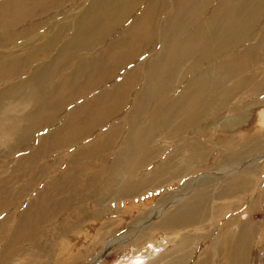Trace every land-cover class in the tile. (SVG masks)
Instances as JSON below:
<instances>
[{
    "label": "bare ground",
    "instance_id": "6f19581e",
    "mask_svg": "<svg viewBox=\"0 0 264 264\" xmlns=\"http://www.w3.org/2000/svg\"><path fill=\"white\" fill-rule=\"evenodd\" d=\"M73 1L69 10L78 9L79 17L70 22L71 34L65 22L54 24L44 19L53 11L65 14L63 9L69 0L0 2V31L16 27L20 21H29L33 26L25 33L0 34L2 153H10L11 145L17 146V151L28 150L29 131H40L49 120L58 119L67 106L90 95L102 84H110L116 73L125 67L121 73L124 79L114 95L107 92L95 96L91 107L78 106L71 110L63 126L45 138L36 152L31 150L33 153L27 154L28 159L20 164L21 168L24 170L40 162L48 153L66 150L71 138H81L84 132L83 137L88 138L96 129H104L115 120L120 109L117 105L126 99L141 70L142 87L137 104L125 121L129 132L116 146L112 172H102L107 161L101 155L111 151L119 134L114 127H109L110 131L99 136L91 148H82L65 161V168H61L52 186L46 184L37 190L12 229L8 230L7 226L12 216L0 221V236L7 231L0 264H13L18 259L28 260L20 264H32V260L43 258L52 250V247L44 250L41 242L44 239L56 241L57 235L74 238L66 255L68 264H72L82 257L80 251L87 249L80 241L86 239L95 243L107 239L112 235L108 231L113 221L94 229L87 223L92 217L83 210L76 214L68 207L69 203L74 201L80 209L81 201H91L94 215L101 218L105 213L112 215L119 210L115 204L121 200L147 195L142 203L149 202L153 191L174 186L184 174L191 183L175 198L154 208L139 225H134L137 231L130 232L129 237L154 231L153 220L162 217V232L180 237L172 249L176 255L165 264H264V187L250 190L252 171L264 158V131L256 130L260 122H257V114L252 128L255 130L244 128L252 120L254 110L264 107V0H83L78 7L76 3L80 0ZM112 10L116 12L109 16ZM138 11H141L140 17L129 22ZM163 14L166 18L159 21ZM126 25L129 28L123 34H116L117 29ZM40 33L43 34L41 40L37 41L36 37V41L45 40L44 45L34 50H22L18 45L25 38ZM66 35L69 39L64 38ZM118 35L104 51L86 58L96 53L106 38L110 40ZM154 43L158 44V53L143 60L142 69L137 70L133 62ZM55 49L57 53L51 57ZM84 74L86 81L80 85ZM182 87L183 91L173 96ZM34 108L38 110L31 113ZM151 108L154 114L150 118ZM105 109L108 113H104ZM147 121L149 124L145 126ZM157 129L161 134L154 139L152 135ZM235 131L240 134L234 138ZM171 134L180 138L177 149L149 175H139L157 154L150 147ZM58 140L63 143L57 145ZM210 143L231 151L234 157L227 158L229 163H222L217 172L199 173L209 162L207 146ZM241 143L248 145L236 151L235 144ZM96 157L103 169L85 178L93 170L89 163ZM25 158L18 157L16 161ZM57 166L59 168L60 164ZM240 169L247 171L235 177ZM66 175H75L81 183L62 190L56 184ZM102 178H105L103 182ZM14 181L15 177L11 176L0 180V214L13 208L9 206L10 200L18 192L10 194L8 186ZM193 191L197 194L193 195ZM69 192L70 196L66 197ZM235 198L240 199L239 204L245 203L241 211L235 209L238 205L232 202ZM107 204L113 205L107 208ZM257 207L263 210L261 221H241L242 212H252ZM14 216H18L16 212ZM225 218L220 228L221 219ZM204 223L209 225L203 227ZM200 231L203 235H196ZM123 238L126 237L108 241V250ZM196 242L211 251V260L203 258V253L200 256L194 253L192 246ZM24 245L28 247L22 250ZM71 251L77 254L69 255ZM100 260L101 257L93 262L97 264ZM149 260L147 264L164 263L163 259ZM81 264H85L84 260Z\"/></svg>",
    "mask_w": 264,
    "mask_h": 264
},
{
    "label": "rangeland",
    "instance_id": "374dc122",
    "mask_svg": "<svg viewBox=\"0 0 264 264\" xmlns=\"http://www.w3.org/2000/svg\"><path fill=\"white\" fill-rule=\"evenodd\" d=\"M2 1L3 2L5 1V3H9V1H11V0H0V2H2ZM6 1H8V2H6ZM71 2H75V1L69 0V4H67V6L63 9V11L66 12L65 14L61 13V12L53 11L50 15H48V17L44 18L46 20L49 19L50 23H54V24H56L57 22L58 23L59 22L60 23L65 22L68 25V31L70 34H71V31L73 32V30L70 29L71 20L73 19V20L77 21L76 19H78V17H79V13H76V11H78V9L77 10H74V9L69 10V8L72 5ZM82 2H83V0L78 1L76 3V6L77 7L80 6ZM73 8H75V6H73ZM117 8H116V10H117ZM115 12L116 11L112 10L108 14H109V16H113L115 14ZM140 13H141V11H138V13H135L129 22H133L134 19L139 18ZM205 16H207V13L205 14ZM165 18H166V14H163L159 18V21H162ZM30 24L31 23L29 21H23V22L20 21L16 27H10L6 30L4 29V30L0 31V34L6 36L7 34L12 35V34H15L16 32L25 33L27 31H31L33 26ZM128 28H129L128 25L123 26V27L119 28V30L118 29L116 30L117 31L116 34H118V33L123 34V32L125 30H127ZM40 32H42V31H40ZM35 34H37V33L35 32ZM35 34L31 35L30 37L25 38L26 40L22 41L23 43L18 44V45H21L22 50H27L29 48H30V50H34V49H36V47H38V46L40 47L41 45H44L43 43L45 42V40L37 43V41L41 40V36L43 34L40 33L39 34L40 36L35 35ZM36 37H38V40ZM68 37H69V35H66L64 38L69 39ZM118 37H119V35L115 38L112 37V39H110V40L106 38L104 41V45H102L97 51L95 50L96 53H93V55H89L86 58L89 59V57H94L95 55H98L99 53L104 51L107 48V46L112 44L111 41L116 40V38L118 39ZM5 40H6V38H5ZM27 40H28V42H27ZM157 45L158 44L154 43V45L152 46L154 49H152V47L147 48V50H146L147 52H145L143 54V56L141 58H139L138 60L136 59L133 62L132 66H134L137 70H138V68L142 69L143 60H145L148 56H150V58L151 57L153 58L154 55H156L158 53L157 50H159V49H157ZM57 50L58 49H55V51L53 50L52 54L50 56L52 57V55H55L57 53ZM9 58H12V57H9ZM64 62H65V60H64ZM144 63H146V62H144ZM37 64L38 63H36L35 65H37ZM73 67H74V65H73ZM32 68H33V66H32ZM125 70H126V67L124 69H122L121 71H118L115 75L116 77L111 81L110 84L109 83L108 84H102L96 91L92 92L90 95L83 97L80 100H78L77 102L67 106L63 110L62 115L58 119L49 120L45 124L46 126H43V128H40V129H44L45 131H40V132H38V131L36 132L35 130L29 131L28 132V141L30 142V146H29L28 150L22 151L21 149H19V151H17L18 149H17V146H15V145L9 146V148H12V151L10 153H9V151H7L5 154H3L2 151L0 150V180H5L10 176L15 177V181L12 183L11 186L9 185L8 188L12 192H15V193L18 192V193H16L17 195L15 196V198L14 199L12 198L10 200L9 206H12L13 208H11L9 211H4L2 214H0V221H3L7 217L12 216V221H11L10 226H9V224L7 225L9 227L8 230L12 229L13 225L18 223V221L20 219V216H19L20 213L24 212L28 207L27 206L28 200L32 199V197L38 193L37 190L42 188L44 185L48 184V185L52 186V184L54 183L55 177L61 173V168H65V166H64L65 161L67 159L71 158V157H68L70 155V152L67 149L65 151L54 152L52 154L48 153L46 156H44L41 159L40 163H38V164L34 163L32 165H29L26 167V169L23 170L21 168L20 164L24 163L28 159V157H27L28 153H31V154L33 153L31 150L36 152V150H37V145H36L37 138L41 137L40 135H44L46 132L50 133L54 129H59L63 125V122L68 119L67 117L69 116L71 110L77 108L78 106H80V107H82V106L91 107L92 104L94 103V102H92L93 97L101 96L102 94L105 95L107 92L111 93V96L114 95L116 89L118 88V86L120 85V83L124 79L122 77L121 73H123ZM65 73L68 74L69 71H65ZM140 73H141L140 77L136 80V84L132 87V89L129 90L126 99H124L123 101H121L117 105L118 107H120V109H118V111H117V116H116V118H114L115 120L112 119L110 121V123H108L109 125H107L106 127H104V129H102V132H105V129L108 127H114V128L119 127L115 130L116 132H119V134H118V136H117V138H116V140L112 146L111 151L106 152L105 154L101 155V156H104L105 162L107 161L106 169L102 172H112L111 163L114 159L115 150L117 149L116 146H117V144H120V142L122 140H124V138L126 137V135L129 132V128H127L125 121L128 119V115L132 111V107H134L135 104H137L138 94H139L141 87H142V77H141L142 73H143L142 70L140 71ZM188 77L189 76H187V78ZM86 78H87V75L84 74L82 76L81 80L79 81V84L82 85L86 81ZM187 78H186V80H188ZM183 88L184 87H182V89H179L177 91V93L173 94V96L174 95L178 96L183 91ZM260 107H257L254 110L252 120H250L247 123L246 127L244 126L246 131L255 130V129H252L255 127V125H254L255 121H256L255 120V114H257V122L260 121L259 123H257L258 128H256V130L259 131V129H262L261 131H264V107H261V108ZM37 110L38 109L34 108V109H32L31 113H34ZM108 111L109 110L105 109L104 113H108ZM161 111H163V110H161ZM153 114H154V110H153V108H151L149 110L150 118ZM147 124H149L148 121L145 122L144 125L148 126ZM42 125H44V124H42ZM42 125H41V127H42ZM26 127H29V125H27ZM102 132L99 133V131H98L96 133L97 136H100L102 134ZM38 134H40V135H38ZM160 134H161L160 130L157 129L156 131H154L152 138L155 139V137L156 136L159 137ZM238 134H240V131H235L232 135L235 138L236 135L238 136ZM179 141H180V138L176 134H171L168 137V139H165L162 142L154 143L150 147V150L153 152L156 151L157 154L152 158L151 161H149V163L146 165V168L139 171L138 174L139 175L140 174L149 175L151 173V171L158 164H160L163 160H165L168 156H170L173 153V151H175L177 149V147L179 146ZM247 145H245V146H247ZM3 146H4V150H6L5 145H3ZM80 146H81V144H79V143L75 144L74 147L72 146V148L69 150L76 149ZM235 146L237 148L236 151H238L240 148H242L244 146V144L243 143L238 144V145L235 144ZM263 146H264V144H263ZM218 147L212 145L211 143L208 144L207 149L210 151V159H209V162H208L206 168L202 167L201 169H199V171H198L199 173L203 172V171H208V170H211L212 172H217V171H219V169H221L222 163H224V162L229 163L226 161L227 158L234 157V156H232L233 154L231 153V151H228V150L225 151L222 148V146H220V145ZM11 155H13V156H11ZM262 155L264 156V154H262ZM18 157H22V158L26 157V158H25V160L23 159L21 161H16V159ZM97 159H98V157L92 159V161L89 163V168L93 169V170L88 172V174H86V176H84L85 178H87V177L89 178L91 175H95L96 173H98L99 171H101L103 169L104 166L101 168L100 164L97 162ZM181 160H182V158L179 159V162H181ZM59 164H60V166L58 168L57 165H59ZM37 165H38V167L39 166L43 167L42 169H40V171H41L40 173L38 172L39 170L38 171L36 170ZM233 168H234V166H233ZM246 171H247L246 169H240V171L235 175V177L243 175ZM252 172H253L252 175H254V176H253V180H252L253 185H251L250 190L251 191L254 190L255 187H257V188L258 187H260V188L264 187V158L261 161H259V163L255 167L254 171H252ZM104 179L105 178H102V182L104 181ZM16 183H17V185L15 186ZM77 183H81V180H79L78 177H76L75 175L68 177L66 175V177L64 179H62L61 181H59L56 185L59 186L62 190H66V189L70 188L71 186H73L74 184H77ZM190 183H191V181L184 174L180 177V179L178 180V183H176L174 186L168 187L167 189L166 188L160 189V190H158V192L153 191V193L150 194L151 199L149 202L142 203L147 195L145 197L143 196L140 198H135L133 200H131V199L121 200L120 202L115 204L119 210L115 211V213H113L112 215H110V213H105L101 218H97L94 215V206H93V203L91 201H88L86 203L81 201L80 209L76 208L74 201H72L71 204L69 203L68 207L74 209L76 214L79 213L80 210H83L86 214H88L92 217L91 219L87 220V223L92 224L91 226H94V229L98 230V229H100L99 227L106 226L109 220L113 221V226L109 227L110 229L108 231V232H110V234L112 233V235L110 237H108L107 239H103L102 241H99V242L96 241L95 243H94V241L88 242L86 239H82L80 241L81 244L82 243L86 244L85 247H87L88 250L82 249L80 251L81 253H79V254H82V257L76 258V260H74L72 262V264H75L79 259H81L79 261L80 262L79 264H81L83 262V260H84L85 264H94L93 260L97 261V259H99L100 257H101V260L97 264H147L148 259H150L149 261H153L154 259H159V260L163 259L164 263L161 261L158 264H165L166 260H168V259H170L176 255L175 253L172 252V249H173L174 245L178 244L180 237L178 235H176V236L171 235L170 236V235H167L166 233L162 232L161 225H160L162 217L153 220L152 226L156 227V229L154 231H148L143 236H140V234H136V235H133L131 237H129V233L133 232V231H137V230H135L136 226L133 227L134 225H137V224L139 225L140 223H138V222H140V220L145 219L146 215H149L154 208H156L157 206H160L161 203H163V202H166V201L171 200L172 198H175V195L179 194L180 192H183L184 191L183 189L186 188ZM13 185H14V187H13ZM34 189L36 191H34ZM78 192H80V191H78ZM10 194H14V193H10ZM70 194H71L70 192L67 193L66 197H69ZM192 194L196 195L197 193L195 191H193ZM66 197H64V199ZM198 198L200 199L199 196L197 197V200H198ZM232 202L238 203V205L235 207V209L236 210L239 209V211H241V208L245 204L244 202L242 204H239L240 199H236V198ZM219 203L220 202H217L216 205L219 206ZM113 204H110V205L107 204L108 206H106V207L110 208V207H112L111 205H113ZM14 207H16V208L14 209ZM134 208H136V209H134ZM14 211L18 215L17 217L14 216V214H15ZM262 212H263V210L259 209L258 207L255 209V211H252V212L245 210L240 215V216H242L241 221H243L245 219L254 221V219H255L256 223H258L259 221H261ZM166 214H168V213H166ZM93 216H95V218H93ZM224 221H226V218L224 220L221 219L220 228L223 226ZM208 225L209 224H207V223L202 224L203 227L208 226ZM213 229H214V226L210 227L209 231L211 232ZM6 232H7L6 230L3 232V236ZM201 233H202L201 231L197 232L196 235H199V234L203 235ZM3 236H0V253H1V249L6 244L5 236L4 237ZM121 236L122 237L125 236L126 238H123L124 239L123 241H120L118 244L113 245V247L108 250L109 244H106V243L108 241L112 242L113 241L112 239H115L116 237H121ZM73 239L74 238L72 236H64V235L63 236L57 235V238H55L56 241H52L50 239H48V240L44 239L43 242H41V243H43V249L47 251L48 249H50V247H52V250H48V253H45V257H43V258L39 257L37 259H34V260H32L31 263L32 264H68L69 257H66V255L68 254V250H70L71 246L74 244ZM94 240H96V239H94ZM105 240H107V241H105ZM187 240H189L191 242L192 238L190 236H188ZM102 243L104 246L101 245ZM197 244L198 243L196 242L195 245L193 244V246H192L194 253L196 255H199V256H200V254L203 253L202 254L203 258H205V259L210 258V260H211V256H212L211 251L206 246H202L203 244H199V245H197ZM93 245H94V248H93ZM68 246H70V247H68ZM27 247H28V245H24L22 247V250L27 249ZM84 253L87 255V257L85 256V258L83 257ZM70 254L75 255V254H77V252L71 251L69 253V255ZM162 255H165V256L162 258ZM20 262L27 263L28 260L27 259H25V260H19L18 259L16 261H14L13 264H20Z\"/></svg>",
    "mask_w": 264,
    "mask_h": 264
},
{
    "label": "crops",
    "instance_id": "0c3cea01",
    "mask_svg": "<svg viewBox=\"0 0 264 264\" xmlns=\"http://www.w3.org/2000/svg\"><path fill=\"white\" fill-rule=\"evenodd\" d=\"M107 125H109L108 123L105 125V127L107 126ZM63 126V125H62ZM61 126V127H62ZM60 127V128H61ZM117 128H119V127H116V128H114L115 130L117 129ZM101 129H96V131H93L90 135H89V137L88 138H85V137H83V135H84V133L81 135L82 137L81 138H77L76 140L75 139H73V138H71V140L67 143V150L70 152V155L68 156V157H73L74 156V154H76V153H79L80 152V150L82 149V148H91L92 147V144L93 143H95V141L96 140H98L99 139V136L97 137V132L99 131V133H101L102 132V130L100 131ZM40 131H45L44 129H41ZM40 131H38V132H40ZM58 131V129H54L52 132H50V133H45L44 135H40V134H38V135H40L41 137H39V138H37V142H36V145L37 146H39L40 144H42V142H43V140L45 139V138H49V137H51L53 134H55L56 132ZM110 131V129H109V127L108 128H106L105 129V132H102V134L101 135H106L108 132ZM96 134V135H95ZM100 135V136H101ZM63 142L62 141H60V140H58L57 142H56V144L57 145H61ZM81 144V146L80 147H78V148H76V149H73V150H69V149H71L72 148V146L74 147V145L75 144ZM83 145V146H82ZM62 151H65V150H62ZM70 158V159H71ZM41 162V161H40ZM40 162H38V163H40ZM59 162V161H58ZM57 162V163H58ZM37 163V164H38ZM43 167H38V165L36 166V170L40 173L41 171H40V169H42ZM72 176V175H71ZM68 177H70V176H68ZM21 190V189H20ZM12 191L10 190L9 191V193H11Z\"/></svg>",
    "mask_w": 264,
    "mask_h": 264
}]
</instances>
